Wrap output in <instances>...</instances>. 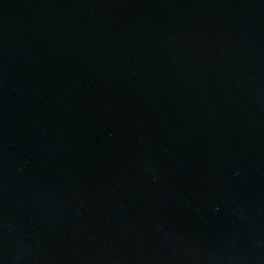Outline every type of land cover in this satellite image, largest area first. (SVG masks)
Instances as JSON below:
<instances>
[{
  "label": "water",
  "instance_id": "1",
  "mask_svg": "<svg viewBox=\"0 0 264 264\" xmlns=\"http://www.w3.org/2000/svg\"><path fill=\"white\" fill-rule=\"evenodd\" d=\"M0 264H264V0H0Z\"/></svg>",
  "mask_w": 264,
  "mask_h": 264
}]
</instances>
